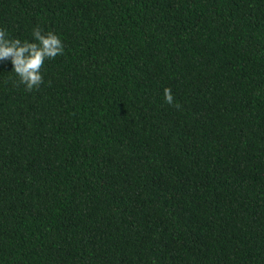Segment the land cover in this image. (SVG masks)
Listing matches in <instances>:
<instances>
[{
	"label": "trees",
	"instance_id": "1",
	"mask_svg": "<svg viewBox=\"0 0 264 264\" xmlns=\"http://www.w3.org/2000/svg\"><path fill=\"white\" fill-rule=\"evenodd\" d=\"M37 25L64 52L31 91L0 63V264H264V0H0Z\"/></svg>",
	"mask_w": 264,
	"mask_h": 264
},
{
	"label": "clouds",
	"instance_id": "2",
	"mask_svg": "<svg viewBox=\"0 0 264 264\" xmlns=\"http://www.w3.org/2000/svg\"><path fill=\"white\" fill-rule=\"evenodd\" d=\"M31 36V40H21L11 36L6 27L0 26V63L10 58L12 71L28 91L39 88L44 82L41 71L44 62L64 52L62 37L55 31L45 32L37 25L33 27ZM164 99L169 104L174 103L170 88L164 89Z\"/></svg>",
	"mask_w": 264,
	"mask_h": 264
}]
</instances>
